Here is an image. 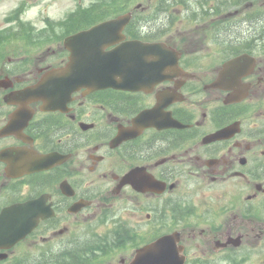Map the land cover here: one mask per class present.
Here are the masks:
<instances>
[{
  "label": "flooded vegetation",
  "instance_id": "af4514ba",
  "mask_svg": "<svg viewBox=\"0 0 264 264\" xmlns=\"http://www.w3.org/2000/svg\"><path fill=\"white\" fill-rule=\"evenodd\" d=\"M260 9L254 20L139 22L126 38L165 43L175 69L141 90L81 89L57 108L8 94L68 52L16 56L0 87V212L10 208L22 237L0 247V264H131L163 237L156 264H264ZM33 153L57 158L25 172L17 158Z\"/></svg>",
  "mask_w": 264,
  "mask_h": 264
},
{
  "label": "water",
  "instance_id": "95a60500",
  "mask_svg": "<svg viewBox=\"0 0 264 264\" xmlns=\"http://www.w3.org/2000/svg\"><path fill=\"white\" fill-rule=\"evenodd\" d=\"M130 18L129 12L123 13L67 37L64 43L71 51L70 61L65 67L54 70L37 84L28 87L26 93L47 101L51 94L69 96L72 91L82 87L94 90L109 86L127 89L146 86L166 64V52L159 43L121 41L124 38L122 30ZM109 45L113 47L106 50ZM48 160V156L32 154L20 156L19 163L29 172L46 168ZM9 209H4L0 214L2 244H12L19 238L12 236L15 227L11 217L7 216ZM166 242L167 238L164 237L146 249L165 247ZM136 264L145 262L138 260Z\"/></svg>",
  "mask_w": 264,
  "mask_h": 264
},
{
  "label": "rangeland",
  "instance_id": "374dc122",
  "mask_svg": "<svg viewBox=\"0 0 264 264\" xmlns=\"http://www.w3.org/2000/svg\"><path fill=\"white\" fill-rule=\"evenodd\" d=\"M183 1L185 5L178 4L171 8V18H174L177 24L191 20L183 17L187 14L185 11L187 6L191 8L190 14L194 18L199 17L196 22L214 21L216 23L219 22L220 15L200 18L204 13V7L210 11L214 5L215 9H218L221 1L222 11L227 13V20L229 18L231 20L243 16L249 19L253 17L255 11L261 10L260 7L264 6V0H240V4L236 2L238 0ZM19 2H24L27 5L26 8L20 9ZM119 3H122V0L103 4L116 9ZM138 4L140 7L134 10V14L144 17L154 15L160 7L156 0H127V7L130 9H134ZM100 7L102 4L98 6L91 0H0V78L4 76L7 65L21 63L15 60L16 56L41 55L48 49H54L56 53H59L62 49V36L76 26L77 13L84 9L83 14L91 19Z\"/></svg>",
  "mask_w": 264,
  "mask_h": 264
},
{
  "label": "trees",
  "instance_id": "16d2710c",
  "mask_svg": "<svg viewBox=\"0 0 264 264\" xmlns=\"http://www.w3.org/2000/svg\"><path fill=\"white\" fill-rule=\"evenodd\" d=\"M165 0H158V4L160 5V4H162V2H164ZM135 20V19H134Z\"/></svg>",
  "mask_w": 264,
  "mask_h": 264
}]
</instances>
